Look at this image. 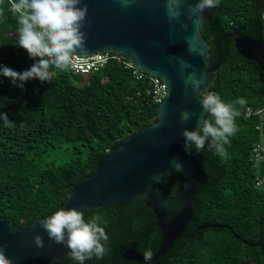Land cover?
Here are the masks:
<instances>
[{
	"label": "trees",
	"instance_id": "trees-1",
	"mask_svg": "<svg viewBox=\"0 0 264 264\" xmlns=\"http://www.w3.org/2000/svg\"><path fill=\"white\" fill-rule=\"evenodd\" d=\"M0 6L5 8L0 17V66L23 72L36 61L17 45V23L6 11L8 0ZM211 10L213 16L201 33L213 62L216 41L232 31L264 44V0H220ZM222 50L223 60L207 91L224 102L242 97L247 104L236 118L239 131L225 145L227 159L214 155L207 142L199 153L207 183L191 197L186 233L203 224L225 225L232 232L205 229L175 242L150 264H264V159L256 166L253 157L257 144L264 147V73L242 59L232 41H224ZM50 71L54 75L49 82L32 79L23 88L0 76V113L14 123L8 128L0 120V218L20 229L52 214L84 177L94 174L100 159L156 121L157 104L147 81H134L131 70L115 60L88 77L67 69ZM163 183L166 195L175 197L181 176H167ZM167 209L177 206L170 203ZM83 212L86 222L100 216L109 237L105 256L84 264H140L124 260V250L134 246L141 255L147 250L154 255L159 249L157 220L141 202ZM61 264L78 262L67 256Z\"/></svg>",
	"mask_w": 264,
	"mask_h": 264
},
{
	"label": "water",
	"instance_id": "water-1",
	"mask_svg": "<svg viewBox=\"0 0 264 264\" xmlns=\"http://www.w3.org/2000/svg\"><path fill=\"white\" fill-rule=\"evenodd\" d=\"M83 2L88 6L85 27L81 29L87 37V52L80 55L77 51L76 54L122 55L137 70L160 78L167 95L157 105L156 121L123 139L113 152L100 159L94 174L84 177L54 212L60 209L98 211L111 206L143 203L157 220L161 244L148 262L134 246L124 250V260L140 264L158 260L175 242L190 240L205 229L232 232L225 225L203 224L192 234L186 233L192 219L191 197L207 183V176L200 154L194 150L186 152L181 136L185 129L196 130L197 118L204 112L197 94L190 85L185 86L184 78L192 71L197 77L203 74L205 82L200 91H207L223 60L222 44L226 40L233 42L242 59L256 64L264 73V44L232 31L216 41L217 59L213 62L210 45L201 33L204 22L212 18L213 11L205 10L203 22L195 30L187 16L189 4L194 6L198 0H186L180 4L179 19L171 21L166 13L167 0H128L127 4L122 0ZM182 24L187 28H182ZM189 45L194 51H189ZM182 63L191 67L182 68ZM185 110L197 115L181 123L180 113ZM173 161L182 165V169L174 168ZM171 175L181 176L180 190L175 197L166 195L163 183V178ZM170 203H174L177 209L168 210ZM47 217L35 219L28 229H20L0 218V244L5 246V255L11 264H61L69 256L64 245L54 244L40 228V221ZM36 235L43 237V248H36L33 244ZM243 243L257 246L246 241ZM261 251L263 253L262 247Z\"/></svg>",
	"mask_w": 264,
	"mask_h": 264
},
{
	"label": "clouds",
	"instance_id": "clouds-1",
	"mask_svg": "<svg viewBox=\"0 0 264 264\" xmlns=\"http://www.w3.org/2000/svg\"><path fill=\"white\" fill-rule=\"evenodd\" d=\"M185 2L186 0H167L166 13L170 21L179 19V6ZM219 2L220 0H198L194 6L189 4L187 16L194 30L203 22L205 10L217 7ZM122 3L127 4L128 0H122ZM2 4L3 0H0V5ZM6 11L16 20L18 47L25 50L30 59L36 61L30 69L23 72L0 66V76L8 78L13 86L23 88L24 82L32 79L49 82L54 75L50 69L64 71L72 65L75 57L86 54L87 37L81 29L85 27L88 6L83 0H8ZM4 16L5 8L0 6V17ZM88 25L90 26V21ZM181 27L186 29L187 25L182 24ZM77 51L80 55L76 54ZM189 51H194L191 45ZM181 66L191 67L186 63ZM204 82V75L197 77L195 71L184 78L185 86H191L204 110L197 118L196 130L185 129L181 132L184 148L186 152L195 149L200 153L207 142L214 155L227 159L225 145H229L230 139L239 131L236 118L241 115L239 109L244 108L247 101L241 97L233 102H224L214 92H201ZM196 115L195 112L182 111L180 121L185 123ZM0 120L4 122L5 127L14 126L6 113H0ZM172 163L177 170L182 169V165L175 161ZM40 228L54 244L64 245L69 250L70 258L78 264H84V261L93 257L101 259L108 252L106 245L109 237L101 226V217L98 215L92 216L86 222L82 210L60 209L41 220ZM32 242L36 248L44 247L43 237L40 235L34 236ZM143 256L145 262H148L152 260L153 253L147 250ZM0 264H11L5 255L3 244H0Z\"/></svg>",
	"mask_w": 264,
	"mask_h": 264
},
{
	"label": "built area",
	"instance_id": "built-area-1",
	"mask_svg": "<svg viewBox=\"0 0 264 264\" xmlns=\"http://www.w3.org/2000/svg\"><path fill=\"white\" fill-rule=\"evenodd\" d=\"M262 20L264 23V11L262 13ZM78 55V54H77ZM115 60L131 70L134 81H147L150 86V93L155 104H159L167 95L166 87L158 77H152L144 72H141L133 67V65L122 55H115L111 53H101L92 56H77L73 59L72 65L67 69L71 73L83 77L97 74L101 72L109 61ZM264 147L261 143L257 144L253 150V157L255 165L264 159ZM262 182H258L257 186H261Z\"/></svg>",
	"mask_w": 264,
	"mask_h": 264
},
{
	"label": "rangeland",
	"instance_id": "rangeland-1",
	"mask_svg": "<svg viewBox=\"0 0 264 264\" xmlns=\"http://www.w3.org/2000/svg\"><path fill=\"white\" fill-rule=\"evenodd\" d=\"M67 147H71V148H72V147H73V144H68ZM82 149H83V148H82ZM47 159H48V160H53L52 157H51V158H47ZM58 159H59V157H58Z\"/></svg>",
	"mask_w": 264,
	"mask_h": 264
}]
</instances>
